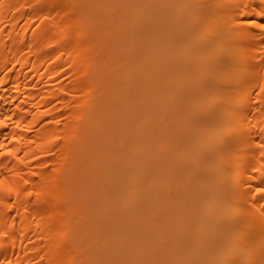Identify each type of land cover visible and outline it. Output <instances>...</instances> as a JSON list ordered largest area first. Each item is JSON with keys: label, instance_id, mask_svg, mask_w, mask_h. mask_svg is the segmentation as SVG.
Returning <instances> with one entry per match:
<instances>
[{"label": "bare ground", "instance_id": "obj_1", "mask_svg": "<svg viewBox=\"0 0 264 264\" xmlns=\"http://www.w3.org/2000/svg\"><path fill=\"white\" fill-rule=\"evenodd\" d=\"M0 264H264V0H0Z\"/></svg>", "mask_w": 264, "mask_h": 264}]
</instances>
